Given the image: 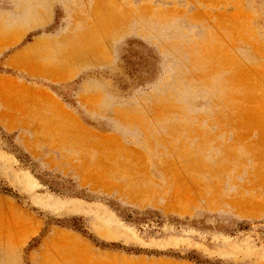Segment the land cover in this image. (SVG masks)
<instances>
[{
  "label": "rangeland",
  "instance_id": "1",
  "mask_svg": "<svg viewBox=\"0 0 264 264\" xmlns=\"http://www.w3.org/2000/svg\"><path fill=\"white\" fill-rule=\"evenodd\" d=\"M0 73V264H264V0H0Z\"/></svg>",
  "mask_w": 264,
  "mask_h": 264
},
{
  "label": "crops",
  "instance_id": "2",
  "mask_svg": "<svg viewBox=\"0 0 264 264\" xmlns=\"http://www.w3.org/2000/svg\"><path fill=\"white\" fill-rule=\"evenodd\" d=\"M1 74V73H0ZM7 76V77H9L8 76V73H5L4 74V76ZM10 78H12V76L10 77ZM19 83H21V82H19ZM22 84V83H21ZM62 104H63V106H64V108H65V110H68L69 112H71V113H73L74 115H76L74 112H72L66 105H64V103L62 102V101H60ZM6 101L4 100V99H0V113H2L3 111H5L6 110V108H5V106H6ZM21 102H18V106L17 107H7L8 109H9V111L11 110L12 111V115H16L17 114V112L20 110V107H21ZM82 127H83V125H82ZM82 127L79 129V130H83L82 129Z\"/></svg>",
  "mask_w": 264,
  "mask_h": 264
},
{
  "label": "bare ground",
  "instance_id": "3",
  "mask_svg": "<svg viewBox=\"0 0 264 264\" xmlns=\"http://www.w3.org/2000/svg\"><path fill=\"white\" fill-rule=\"evenodd\" d=\"M17 58H14V59H12L10 62H12V63H16V60ZM257 87V86H256Z\"/></svg>",
  "mask_w": 264,
  "mask_h": 264
},
{
  "label": "trees",
  "instance_id": "4",
  "mask_svg": "<svg viewBox=\"0 0 264 264\" xmlns=\"http://www.w3.org/2000/svg\"><path fill=\"white\" fill-rule=\"evenodd\" d=\"M193 257H190V259L192 260ZM199 263H201L200 261H198Z\"/></svg>",
  "mask_w": 264,
  "mask_h": 264
}]
</instances>
